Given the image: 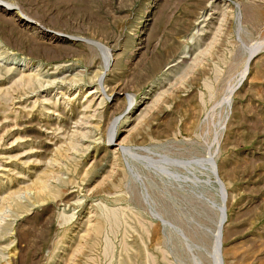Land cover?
<instances>
[{
	"label": "rangeland",
	"instance_id": "rangeland-1",
	"mask_svg": "<svg viewBox=\"0 0 264 264\" xmlns=\"http://www.w3.org/2000/svg\"><path fill=\"white\" fill-rule=\"evenodd\" d=\"M181 1L0 0V264H264V0Z\"/></svg>",
	"mask_w": 264,
	"mask_h": 264
},
{
	"label": "bare ground",
	"instance_id": "bare-ground-1",
	"mask_svg": "<svg viewBox=\"0 0 264 264\" xmlns=\"http://www.w3.org/2000/svg\"><path fill=\"white\" fill-rule=\"evenodd\" d=\"M184 1V0H183ZM183 1H181V2H183ZM1 55V54H0ZM103 64V63H102ZM60 67V66H59ZM104 67V66H103ZM14 68V67H13ZM104 69V68H103ZM11 70V69H10ZM99 74V73H98ZM100 74H101V72H100ZM39 77V76H42L41 74H40V72H38L37 74H34V76H33V74L32 75H30L29 77H28V79L26 80L27 81V84H30V83H33L32 81L34 80V78H36V77ZM99 76V75H98ZM36 80H38L37 78H36ZM39 81V83L41 84V85H43V83H42V81L41 80H38ZM77 84V83H76ZM34 86V85H33ZM45 179V178H44ZM47 181H45V180H40V183L42 184L41 185V187H39V190H38V194H47V193H49V192H51L52 191V189H50V186H49V183H46ZM58 192H59V190H58ZM62 192V191H61ZM79 200V199H78ZM103 207V206H102ZM104 208V207H103ZM107 209V208H106Z\"/></svg>",
	"mask_w": 264,
	"mask_h": 264
}]
</instances>
